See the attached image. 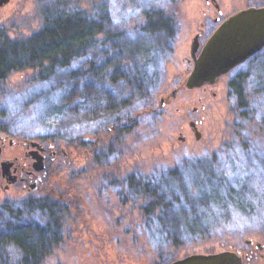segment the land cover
<instances>
[{
	"label": "rangeland",
	"instance_id": "obj_1",
	"mask_svg": "<svg viewBox=\"0 0 264 264\" xmlns=\"http://www.w3.org/2000/svg\"><path fill=\"white\" fill-rule=\"evenodd\" d=\"M78 1L83 7L88 2ZM261 1L105 0L111 18L119 22L148 5L174 15L173 51L165 71L152 79L158 89L147 111L136 110L141 104L133 103L137 93L131 104L113 113L101 111V104L85 113L63 105L54 112L39 111L36 98L22 103L19 97L31 71L7 79L5 87L13 93L7 99L11 114L3 121L10 126L0 134L49 139L68 152V165L61 176H53L50 188L54 196L64 195L65 201H58L71 205L67 220L75 223L65 228L39 264H168L193 252L224 249L252 253L254 258L246 264H264V126L255 118L250 133L236 141L235 103L225 82L215 86V96L200 87L179 86L189 43L200 23L211 25L218 11L224 17L248 6H264ZM39 2L8 0L0 7V27L10 37L37 31ZM262 63L264 50L244 69L257 73ZM116 90L131 92L120 85ZM116 117L121 119L118 123ZM189 121L198 123L199 139ZM103 133L119 139L111 150H100L93 142ZM200 168L203 176L198 175ZM128 177L140 187L129 188ZM148 182L179 196L175 205L148 214L149 200L142 188ZM77 192L83 196H70ZM191 222L201 228L199 235L179 231Z\"/></svg>",
	"mask_w": 264,
	"mask_h": 264
},
{
	"label": "trees",
	"instance_id": "obj_2",
	"mask_svg": "<svg viewBox=\"0 0 264 264\" xmlns=\"http://www.w3.org/2000/svg\"><path fill=\"white\" fill-rule=\"evenodd\" d=\"M38 7L40 25L32 34L10 37L0 27V131L6 132L10 126L3 119L11 114L7 99L13 92L5 83L12 74L23 71H31L32 76L19 97L22 103L36 98L34 104L39 111L50 113L63 105L85 113L93 105L98 110L101 104V111L113 113L131 104L135 93L138 97L133 103L141 102L136 110L150 109L158 89L152 79L165 71L176 39L172 12L148 5L119 22L111 18L105 0H88L84 7L78 0H40ZM259 70L229 85L235 103L236 141L242 140L243 133L248 134L255 118L264 126V63ZM118 85L131 92L116 90ZM120 120L116 117L114 122ZM125 124L130 125L128 121ZM106 133L94 134L93 142L100 144V150L108 151L119 139H111ZM198 163L196 167L202 161ZM201 170L198 175L203 176ZM206 172L211 175L210 169ZM126 183L132 189L136 185L131 177ZM142 188L149 200L148 214L154 208H169L179 199L171 192H161L151 182ZM163 196L165 201L161 200ZM62 198L58 195L53 200L3 208L0 264H39L51 253L66 228L69 209L67 203L58 201ZM192 224L179 231L199 235L201 228Z\"/></svg>",
	"mask_w": 264,
	"mask_h": 264
},
{
	"label": "flooded vegetation",
	"instance_id": "obj_3",
	"mask_svg": "<svg viewBox=\"0 0 264 264\" xmlns=\"http://www.w3.org/2000/svg\"><path fill=\"white\" fill-rule=\"evenodd\" d=\"M215 7L217 8L216 4ZM229 15L230 14L220 17L221 15L218 11L216 16L213 17L211 25L200 23L199 27H197L196 32L189 43L188 57L186 58V66L184 67V76L182 77L179 86L184 85L185 78L193 68V57L199 55L207 39ZM194 43L196 49L194 50V53H192L191 49L193 46L192 44ZM263 50L264 49L252 55L243 63L235 66L228 73L220 76L214 83L203 85L200 89L205 92H210L212 96L216 95L214 90L215 86H218L223 82H225L229 89V85L235 80L238 81L239 79L245 76L247 77L255 72L250 73L244 68H249L248 66L252 62L254 63L255 58L260 55ZM182 89H184V86ZM175 91V89L172 90V95L175 94ZM162 101L163 97L160 98L161 103ZM190 123H193L194 125H191ZM123 124L124 123L122 122L120 125H117V127L120 128ZM197 125L198 123L196 121H189V126L193 131V134L194 131H198ZM32 141H34L36 145L32 146ZM99 147L100 144L96 143V148ZM67 165L68 152L63 146H58L57 143L52 140H28L26 138L11 139L6 134H0V227L3 225V208L5 206L16 207V204L23 206L28 203H39L46 199L52 200L53 197H56L59 194L62 195V199L65 200L64 195L61 193L54 196L55 193L50 186H52L51 183L54 179L53 176H61L62 171L65 170V166ZM70 196L81 197L83 195L80 194V192H77V194H72ZM68 205L69 204L67 203V208L70 211L71 205ZM73 223L75 222H68L67 219L64 222L65 227L68 225L71 227L73 226ZM237 251L242 256V264L249 263L254 258L252 253L244 252L242 254L241 250Z\"/></svg>",
	"mask_w": 264,
	"mask_h": 264
},
{
	"label": "water",
	"instance_id": "obj_4",
	"mask_svg": "<svg viewBox=\"0 0 264 264\" xmlns=\"http://www.w3.org/2000/svg\"><path fill=\"white\" fill-rule=\"evenodd\" d=\"M7 2L8 0H0V7ZM192 45L191 52L194 53L196 45ZM262 49L264 6L240 9L220 23L203 45L199 55L193 57L194 65L184 80V87L194 89L212 84ZM194 135L199 139L200 133L197 130ZM31 145L36 143L32 141ZM168 264H242V256L232 249L209 253L193 252Z\"/></svg>",
	"mask_w": 264,
	"mask_h": 264
}]
</instances>
